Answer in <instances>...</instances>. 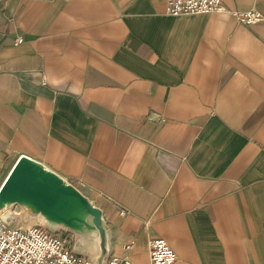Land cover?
<instances>
[{"label": "crops", "instance_id": "0c3cea01", "mask_svg": "<svg viewBox=\"0 0 264 264\" xmlns=\"http://www.w3.org/2000/svg\"><path fill=\"white\" fill-rule=\"evenodd\" d=\"M221 2L1 0L0 192L28 157L102 211L104 234L0 216L70 233L98 264H150L155 239L175 264H264V0Z\"/></svg>", "mask_w": 264, "mask_h": 264}, {"label": "built area", "instance_id": "2783aa9c", "mask_svg": "<svg viewBox=\"0 0 264 264\" xmlns=\"http://www.w3.org/2000/svg\"><path fill=\"white\" fill-rule=\"evenodd\" d=\"M1 1V0H0ZM221 0H166V14L211 15L225 13ZM247 24L262 21L257 12H248L241 18ZM21 41V40H20ZM70 233L41 226L29 229L15 227L0 216V264H98L75 250ZM130 250V247H126ZM150 264H175L177 255L163 239L151 242ZM107 264H137L129 258H111Z\"/></svg>", "mask_w": 264, "mask_h": 264}, {"label": "water", "instance_id": "95a60500", "mask_svg": "<svg viewBox=\"0 0 264 264\" xmlns=\"http://www.w3.org/2000/svg\"><path fill=\"white\" fill-rule=\"evenodd\" d=\"M12 205L42 215L56 229L61 226L79 234L85 230L104 234L102 211L72 184L28 157L20 159L0 192V211Z\"/></svg>", "mask_w": 264, "mask_h": 264}, {"label": "rangeland", "instance_id": "374dc122", "mask_svg": "<svg viewBox=\"0 0 264 264\" xmlns=\"http://www.w3.org/2000/svg\"><path fill=\"white\" fill-rule=\"evenodd\" d=\"M21 225V222H20V220H18L16 223H15V227H21L22 229H29L27 226V224H23L24 226H20ZM27 225V226H26ZM53 231V230H52ZM57 231V230H56ZM75 241H77V239L75 240ZM74 241V242H75ZM77 243V242H76ZM76 247H78L77 245H76Z\"/></svg>", "mask_w": 264, "mask_h": 264}]
</instances>
